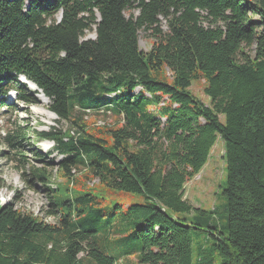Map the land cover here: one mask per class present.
Here are the masks:
<instances>
[{
	"label": "trees",
	"instance_id": "trees-1",
	"mask_svg": "<svg viewBox=\"0 0 264 264\" xmlns=\"http://www.w3.org/2000/svg\"><path fill=\"white\" fill-rule=\"evenodd\" d=\"M141 31L155 39L149 52ZM21 77L50 100L57 123L73 126H23L8 92L41 102ZM195 80L210 106L190 92ZM0 96V111L17 112L5 143L23 157L32 135L52 141L61 161L46 166L65 179L51 190L52 172L32 168L51 192L55 224L18 208L17 191L0 200V264H264V0H0ZM101 110L120 124L85 120ZM218 138L226 235L215 211L185 198ZM100 190L145 200L106 213ZM195 232L215 240L197 262Z\"/></svg>",
	"mask_w": 264,
	"mask_h": 264
},
{
	"label": "rangeland",
	"instance_id": "rangeland-1",
	"mask_svg": "<svg viewBox=\"0 0 264 264\" xmlns=\"http://www.w3.org/2000/svg\"><path fill=\"white\" fill-rule=\"evenodd\" d=\"M138 16V11L133 13ZM130 17V13L126 14ZM164 31L168 28L165 25ZM88 39H95L96 34L90 33ZM155 39L150 36L148 32L141 31L139 33L140 49L144 52H149ZM206 84L202 80H195L192 83L190 92L202 101L205 105L210 106L211 99L205 94ZM140 90V89H137ZM14 94L9 96V103L14 101ZM41 104L36 106H28L24 103H18L20 108L19 120H25L23 126H29L31 131H48L51 127L58 128L63 132L67 131L71 123L62 121L57 123V117L50 112V101L48 99H41ZM16 103V102H15ZM79 113L75 114L78 118ZM26 119L29 123H26ZM91 123H96L95 126L112 125L117 126L120 124V118L113 117L105 114H90L85 117ZM224 123L225 117L221 116ZM17 121V112L7 109L0 111V178L4 181V187L0 189V200L3 204L14 201L16 198V191L20 195V202L17 207L24 212H32L36 216L42 218L45 222L55 224L57 220L50 213L54 212L51 205V192L46 186L41 185L32 174V168H47L53 174V183L50 185L51 190H55L57 186L63 185L65 179L56 175L57 168H49L46 164L52 161L58 164L61 157L52 152L54 144L49 141L37 142L33 144L35 137H30V142L26 143L21 149V154L13 151L4 141L5 131L10 129L9 123ZM93 126L92 128H94ZM225 144L221 138H218L209 158L207 165L203 168L199 175L186 184L185 198L196 209H203L206 211H215L212 215V221L217 226L220 233L227 234V225L229 220V213L227 209V200L223 196V191L227 186V172L226 162L224 159ZM36 153L41 154L40 159H36ZM77 176H82L80 170L74 171ZM98 196L101 198V206L106 213H110L114 204L118 201L123 204H141L144 203L145 198L138 195H125L120 193H110L107 190H100ZM193 216V215H192ZM191 216V217H192ZM215 243L210 234L203 232H195L192 240L193 260L197 262L198 252L200 249H210ZM85 256L84 254L81 257Z\"/></svg>",
	"mask_w": 264,
	"mask_h": 264
}]
</instances>
